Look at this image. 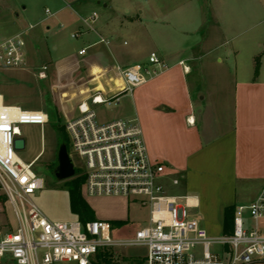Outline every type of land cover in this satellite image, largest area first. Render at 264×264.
Returning <instances> with one entry per match:
<instances>
[{
  "label": "rangeland",
  "instance_id": "obj_1",
  "mask_svg": "<svg viewBox=\"0 0 264 264\" xmlns=\"http://www.w3.org/2000/svg\"><path fill=\"white\" fill-rule=\"evenodd\" d=\"M47 8L54 15L49 16ZM94 11L99 14L95 28L103 17L121 23V28L125 27L131 16L140 17L141 23L134 31H120L122 41L127 40L124 50L134 49V56L140 57L139 60H132L131 64L148 59L153 50L161 55L165 49H173V45L184 38L195 44L193 50L197 58L191 63L196 68L190 78L202 83V94L206 96V100L201 101L202 106L225 118L228 129L233 123L231 91L229 88L225 90L221 99L219 91L214 93L215 89H219L216 85L229 84L235 68L239 69L240 76L243 66H249L253 57L254 67L264 60V0H0V39L25 32L30 58L25 69H0V92L6 104L20 105L29 110L41 109L50 116L49 123L44 126H20L26 148L19 150L18 154L27 162L37 159L33 169L44 178L45 187L32 194V199L52 221L79 220L71 211L69 179L59 180L55 170L63 140L72 154L71 139L66 130L67 113L72 110L80 89L73 80L81 58L78 51L88 44L89 35L95 34L82 17ZM61 23L65 27H61ZM75 33L80 36L73 37ZM219 55L224 58L222 64L216 62ZM145 63L149 64L148 61ZM119 79H113V83ZM93 108L100 122L117 118L139 120L131 93L122 95L117 104H99L93 105ZM58 127H61V131ZM73 158L78 163V158L74 155ZM214 160L211 159V173L215 175L212 185L200 186L201 182L187 179L181 185L172 187L171 192L193 195L200 193L196 189L205 188L207 196L208 193L212 195L210 189L214 195H220L222 187L218 185V178L221 176L215 170ZM225 166L224 176L230 178L232 160L226 162ZM258 186V183L239 182L229 185L233 201L236 204L251 201ZM84 196L94 208L96 205L98 214H104L105 218L100 219L114 225L115 239L133 237L138 229L148 224V207L135 200L127 204L115 198L90 197L86 193ZM203 212L202 206L194 209L199 219H202ZM221 217L219 226L223 220ZM0 223L16 226L14 214L1 187ZM261 227L264 231V219ZM104 250L112 254L111 262L93 256V264H144L147 251L144 246L134 245H114ZM59 264L78 263L67 261Z\"/></svg>",
  "mask_w": 264,
  "mask_h": 264
},
{
  "label": "built area",
  "instance_id": "obj_2",
  "mask_svg": "<svg viewBox=\"0 0 264 264\" xmlns=\"http://www.w3.org/2000/svg\"><path fill=\"white\" fill-rule=\"evenodd\" d=\"M49 16L54 15L49 8ZM99 14L83 22L95 31ZM65 27L64 23L60 24ZM25 33V32H24ZM24 33L0 39V69H24L28 62ZM80 36L79 33L73 37ZM100 42L109 41L101 37ZM87 48L80 50L85 54ZM147 63L118 68L124 86L114 94L93 93L78 105L79 114L66 122L72 144L71 157L85 177L83 191L90 197H123L149 209L148 224L133 237L115 239L114 225L104 219L52 221L32 199L45 187L34 169L36 159L23 160L15 141L23 137L20 126H44L50 116L44 110L20 105H0V187L16 220L0 223V264H59L76 261L93 264L92 257L106 247H146L144 264H252L264 258V188L256 198L236 207L230 234L211 235L194 214L196 197L172 193L165 183V165L152 160L138 119H97L93 105L117 104L152 77L169 68L153 51ZM183 64L184 62L181 61ZM91 101V103H89ZM174 185L180 184L173 178Z\"/></svg>",
  "mask_w": 264,
  "mask_h": 264
},
{
  "label": "crops",
  "instance_id": "obj_3",
  "mask_svg": "<svg viewBox=\"0 0 264 264\" xmlns=\"http://www.w3.org/2000/svg\"><path fill=\"white\" fill-rule=\"evenodd\" d=\"M17 15L20 16V13L18 12ZM140 21V17L131 16L125 27L121 28L119 27L121 23L103 17L95 34L89 35L88 44L78 51L81 58L73 80L80 89L75 96L72 110L67 113V119L77 116L79 103L88 99L93 93L118 92L124 86L118 68L124 69L148 61L149 58L141 59L142 61L131 64L132 60H139L140 57L134 56V49L124 50L127 40L122 41L120 36L122 29L134 31ZM101 37L106 38L109 43L100 42ZM83 48H87V52L80 54ZM194 48L195 44L184 38L175 43L173 49H165L161 56L169 68L138 86L131 94L149 154L154 162L165 165V183L170 191L172 187L181 185L187 179L190 182H201L200 186L212 185L215 175L211 173V159H215L213 163L215 170L221 176L218 178V185L222 187V193L214 195L209 188L212 195L208 193L207 196L205 188L203 190L200 188L196 189L200 190V193L192 196L198 201L197 208L203 207V221L200 219L202 225L209 232L222 235L227 234L226 210L253 201L264 188V60L260 63L258 73L254 67L253 57V62L249 66H243L240 76L239 69L235 68L229 84L216 85L219 89H215L214 93L219 91L221 99L225 90L229 88L231 91L233 123L228 129L225 118L202 106L201 101L206 100V96L202 94V83L190 78L196 68L191 63L197 58ZM175 49L176 51H173ZM235 52L237 56L239 51ZM181 61L184 63L182 64ZM216 62L222 64L224 58L219 55L216 57ZM118 77L120 79L113 83V79ZM1 96L4 101L5 97L2 94ZM199 106L201 108H198ZM231 160L232 174L227 178L223 172L226 170V162ZM173 178H179L180 184L174 185ZM238 182L258 183V189L251 201L240 204L233 201L229 185ZM96 198H115L127 204L130 202L123 197ZM89 203L92 205V202ZM92 207L96 219L105 218L104 214L97 213L96 205L95 208L93 205ZM220 217L223 220L219 226ZM252 264H264V258Z\"/></svg>",
  "mask_w": 264,
  "mask_h": 264
},
{
  "label": "trees",
  "instance_id": "obj_4",
  "mask_svg": "<svg viewBox=\"0 0 264 264\" xmlns=\"http://www.w3.org/2000/svg\"><path fill=\"white\" fill-rule=\"evenodd\" d=\"M259 68H260V62L257 63L256 73H258ZM58 129L61 131V127H58ZM64 141L65 140H63V143H66ZM84 180H85L84 175L80 170L77 169L76 175L73 178L69 179L67 184L70 193L71 211L78 217L80 221L86 223L88 221L95 220L96 213L84 196V191H83ZM235 211L236 208H228L226 210L225 232L227 234L233 232ZM96 257H98V259L108 260L109 262H111L112 254L108 250L103 249L97 253Z\"/></svg>",
  "mask_w": 264,
  "mask_h": 264
},
{
  "label": "water",
  "instance_id": "obj_5",
  "mask_svg": "<svg viewBox=\"0 0 264 264\" xmlns=\"http://www.w3.org/2000/svg\"><path fill=\"white\" fill-rule=\"evenodd\" d=\"M15 147L18 150L26 148L25 137H19L15 141ZM77 169L75 163L69 153L68 146L66 143L60 145L58 151V166L55 170V175L59 180H68L76 175Z\"/></svg>",
  "mask_w": 264,
  "mask_h": 264
},
{
  "label": "bare ground",
  "instance_id": "obj_6",
  "mask_svg": "<svg viewBox=\"0 0 264 264\" xmlns=\"http://www.w3.org/2000/svg\"><path fill=\"white\" fill-rule=\"evenodd\" d=\"M3 102V98H2V96H1V94H0V105H1V103ZM39 157V156H38ZM37 157V158H38ZM37 160V159H36Z\"/></svg>",
  "mask_w": 264,
  "mask_h": 264
}]
</instances>
